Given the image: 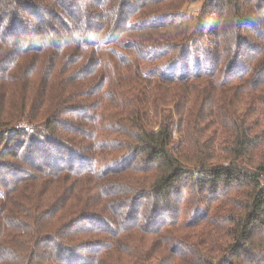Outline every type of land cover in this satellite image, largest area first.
<instances>
[{"label":"trees","instance_id":"16d2710c","mask_svg":"<svg viewBox=\"0 0 264 264\" xmlns=\"http://www.w3.org/2000/svg\"><path fill=\"white\" fill-rule=\"evenodd\" d=\"M0 264H264V0H0Z\"/></svg>","mask_w":264,"mask_h":264},{"label":"rangeland","instance_id":"374dc122","mask_svg":"<svg viewBox=\"0 0 264 264\" xmlns=\"http://www.w3.org/2000/svg\"><path fill=\"white\" fill-rule=\"evenodd\" d=\"M21 126H22V127H27V123H22ZM30 129L32 130V128H30ZM36 153H37V151H33V152H32V154H33L32 156L34 157V156L36 155ZM37 154H38V153H37Z\"/></svg>","mask_w":264,"mask_h":264}]
</instances>
